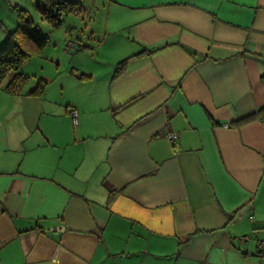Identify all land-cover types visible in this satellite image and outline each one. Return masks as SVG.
Returning <instances> with one entry per match:
<instances>
[{
  "label": "crops",
  "instance_id": "obj_1",
  "mask_svg": "<svg viewBox=\"0 0 264 264\" xmlns=\"http://www.w3.org/2000/svg\"><path fill=\"white\" fill-rule=\"evenodd\" d=\"M88 7V97L0 118V264H264V0Z\"/></svg>",
  "mask_w": 264,
  "mask_h": 264
},
{
  "label": "rangeland",
  "instance_id": "obj_2",
  "mask_svg": "<svg viewBox=\"0 0 264 264\" xmlns=\"http://www.w3.org/2000/svg\"><path fill=\"white\" fill-rule=\"evenodd\" d=\"M79 1L85 8L93 5V0ZM41 4L42 0H0V45L18 24L15 6L18 5L28 10L33 21L48 36L49 43L42 53L32 56L21 66V71L31 76L24 94L32 89L39 79H44L48 82L44 97L52 105H58L63 96L68 101H74L77 97L84 100L89 95L90 84H81L78 78L80 75L76 73L77 69L80 71L78 73H81L83 68L93 67L94 63H97L95 60H105L106 44L103 45L101 52H95L94 56H86L80 51H75V49L66 52L65 49L69 40L76 41L78 45L82 42L87 43L92 31H94L96 33L95 40L91 43L96 51V47L99 46L98 40L103 38L102 33L107 27L105 12L101 7L102 10H91V13L90 10H87V14H85L86 12L79 15L75 13L64 14L62 24L54 27L43 20L38 12L37 6ZM101 66L102 77L107 73L109 64L102 63ZM99 77L100 75H98L97 80ZM79 85H82V88H79ZM37 103L36 99L17 98L16 95L7 94L2 90L0 91V118L4 119L6 116H10V125L15 124L19 129H24L23 125L25 124L23 122L29 112L28 110L30 107L35 108ZM35 115L34 122H37L36 112ZM33 124H35L33 126L37 125V123ZM247 237L250 238L251 243H255L256 240L253 235H247Z\"/></svg>",
  "mask_w": 264,
  "mask_h": 264
},
{
  "label": "trees",
  "instance_id": "obj_3",
  "mask_svg": "<svg viewBox=\"0 0 264 264\" xmlns=\"http://www.w3.org/2000/svg\"><path fill=\"white\" fill-rule=\"evenodd\" d=\"M37 10L42 19L54 27L62 24L64 14H83L84 12L80 2L73 0H42V4L37 6ZM15 11L18 24L13 31L9 32L6 40L0 45V89L3 88L8 93L19 96L24 94L25 87L31 79L30 75L21 71V66L32 56L42 53L48 45L49 39L43 30L33 21L28 10L17 5L15 6ZM91 48L88 47V44L81 43L75 48V51L89 50ZM142 53L119 61L116 65L114 78L117 79L123 74L130 59ZM9 77L10 79L8 80ZM80 78L85 79L89 77L82 74ZM47 83L46 80L39 79L35 86L25 94L27 96L40 97L44 94ZM258 118L264 119V106L256 113L238 119L235 121V124H244Z\"/></svg>",
  "mask_w": 264,
  "mask_h": 264
},
{
  "label": "built area",
  "instance_id": "obj_4",
  "mask_svg": "<svg viewBox=\"0 0 264 264\" xmlns=\"http://www.w3.org/2000/svg\"><path fill=\"white\" fill-rule=\"evenodd\" d=\"M75 48H76V42L74 40H69L68 43H67V45H66V49L65 50H66V52H70V51L74 50ZM71 113H72L73 118L76 120L77 117H78L77 111L75 109H73L71 111ZM224 127H226V128L230 127L229 123H225L224 124ZM167 137L171 141L176 142L177 141V138H178V135L176 133H169V134H167ZM263 246H264V243L263 242L260 243V248H262Z\"/></svg>",
  "mask_w": 264,
  "mask_h": 264
},
{
  "label": "water",
  "instance_id": "obj_5",
  "mask_svg": "<svg viewBox=\"0 0 264 264\" xmlns=\"http://www.w3.org/2000/svg\"><path fill=\"white\" fill-rule=\"evenodd\" d=\"M63 227H55V228H51L52 230H58V229H62Z\"/></svg>",
  "mask_w": 264,
  "mask_h": 264
}]
</instances>
